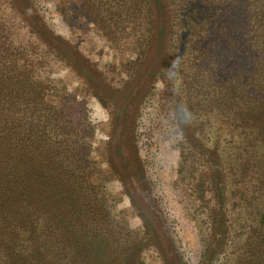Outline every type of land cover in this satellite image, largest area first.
I'll return each mask as SVG.
<instances>
[{"label": "rangeland", "instance_id": "obj_1", "mask_svg": "<svg viewBox=\"0 0 264 264\" xmlns=\"http://www.w3.org/2000/svg\"><path fill=\"white\" fill-rule=\"evenodd\" d=\"M200 3L172 0L159 23L148 0H0V45L11 48L6 56L20 59L44 94L38 151L54 136L53 113L63 114L69 144L78 145L74 169L95 204L75 217L76 226L87 231L84 225L98 222L110 233L117 264H264V141H257L260 163L239 182L247 158L239 143L227 142L222 152L213 140L223 132L214 130L223 124L210 108L213 82L200 89L190 78L189 31L203 47L226 27L210 18L212 2ZM170 14L180 20L162 37L158 29ZM207 17L209 27L201 28ZM216 149L236 170L222 198L211 194L206 173ZM50 161L36 158L35 168L51 169ZM18 230L2 238L0 264H19L17 256L36 248ZM36 237L39 245L43 230Z\"/></svg>", "mask_w": 264, "mask_h": 264}, {"label": "trees", "instance_id": "obj_2", "mask_svg": "<svg viewBox=\"0 0 264 264\" xmlns=\"http://www.w3.org/2000/svg\"><path fill=\"white\" fill-rule=\"evenodd\" d=\"M207 1L214 6L210 18L216 23L222 21L226 27L203 47L192 42L194 35L189 31L191 39L185 47L195 54L190 78L200 89L213 82L210 84V108L214 117H222L220 124H223L214 125L217 135L221 129L223 132L222 138L213 140L217 139L222 152L227 142L232 148L239 143L241 154L247 156L241 159L237 171L241 172L238 177L241 182L248 169L260 163L262 155H257L260 147L257 141H264V0H201L200 5L203 7ZM148 2L152 10L158 11L155 16L160 23L161 11L164 6L168 7V2L172 4V0ZM182 4L187 3L182 1ZM170 15L172 19L164 24L161 21L160 36L163 31L167 34L176 28L175 23L180 20ZM186 19L194 26L193 17L182 18ZM212 19L204 18L200 27H209ZM0 46L3 53L11 50L4 44ZM20 64V59L13 54L7 57L4 53L0 58V243H3L2 238H13L15 234H12L20 229L28 237V244L34 241L36 248L28 257L17 256L19 264H27L26 261L29 264H63L65 260L66 264H117V258L109 251L110 233L103 231L98 222L89 229L84 225L88 232L76 226L80 219L75 217H81L85 210H94L95 204L86 197L82 180L74 169L73 157L78 145L76 141L69 144L66 127L61 123L63 114L53 113L52 130L49 131L53 132V139L45 141L43 149L38 151L36 125L40 122L38 107L44 94L31 72ZM225 111L229 112L231 121H225ZM213 116L208 122H212ZM24 127L27 130H23ZM192 142L198 144L196 138ZM221 153L217 149L212 153L213 165L206 170L210 173L211 194L216 198L225 196L227 177L232 178L231 171H236L235 164L232 167L224 165ZM208 156V153L204 155L206 160ZM36 158L53 161L52 168L48 165L44 171H38L34 165ZM75 226L78 228L76 235H70L69 227ZM41 230L45 237L37 245L36 236Z\"/></svg>", "mask_w": 264, "mask_h": 264}]
</instances>
